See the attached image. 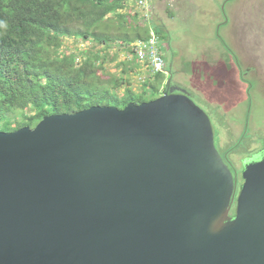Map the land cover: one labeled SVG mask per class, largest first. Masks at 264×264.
Segmentation results:
<instances>
[{"label":"water","instance_id":"1","mask_svg":"<svg viewBox=\"0 0 264 264\" xmlns=\"http://www.w3.org/2000/svg\"><path fill=\"white\" fill-rule=\"evenodd\" d=\"M171 83L0 131V264H264V154L235 196L209 116Z\"/></svg>","mask_w":264,"mask_h":264},{"label":"rangeland","instance_id":"2","mask_svg":"<svg viewBox=\"0 0 264 264\" xmlns=\"http://www.w3.org/2000/svg\"><path fill=\"white\" fill-rule=\"evenodd\" d=\"M170 10L155 6L145 19L130 0L125 11L137 12L162 32L161 51L174 85L209 116L220 154L233 147L230 159L242 178L244 166L257 159L254 151L264 145V0H178ZM63 41V50L100 52L104 80H123L115 90L119 96L127 87L140 93L143 79H152L146 64L116 44L106 47L73 37ZM164 77L166 85L170 74Z\"/></svg>","mask_w":264,"mask_h":264},{"label":"trees","instance_id":"3","mask_svg":"<svg viewBox=\"0 0 264 264\" xmlns=\"http://www.w3.org/2000/svg\"><path fill=\"white\" fill-rule=\"evenodd\" d=\"M129 1L0 0V130L34 127L46 115L93 105L123 108L165 92L164 73H158L140 93L127 87L119 96L115 90L123 80H104L100 52L61 49L64 38L73 37L133 54L131 44L147 39L150 30L137 12L126 14Z\"/></svg>","mask_w":264,"mask_h":264},{"label":"built area","instance_id":"4","mask_svg":"<svg viewBox=\"0 0 264 264\" xmlns=\"http://www.w3.org/2000/svg\"><path fill=\"white\" fill-rule=\"evenodd\" d=\"M152 2L153 0H136V5L143 10L145 19L150 18ZM149 30L147 39L137 40L131 44L133 55L138 62L146 64L152 75L158 73L168 74L167 63L161 53L160 38L151 25Z\"/></svg>","mask_w":264,"mask_h":264},{"label":"flooded vegetation","instance_id":"5","mask_svg":"<svg viewBox=\"0 0 264 264\" xmlns=\"http://www.w3.org/2000/svg\"><path fill=\"white\" fill-rule=\"evenodd\" d=\"M234 59L236 60V62H237V66H239V63H238V61H237V59L234 57ZM246 73V71L244 72V74ZM171 86H173V87H178V86H175L174 85V83H173V81H172V83H171ZM179 88V87H178ZM181 89V88H180ZM232 147V146H231ZM263 148H264V145L262 146V147H260L258 150H256V151H254V154H257L258 155V157H260L261 156V154H264V151H263ZM228 150V154H223L222 155V157H223V159H224V161L227 163V165L229 166V168H230V170L232 171V174H233V176H234V178H235V180H236V190H235V196L238 194V192H239V188H240V186H241V184L243 183V179L242 178H240V176H239V174H238V171H237V167H236V165L231 161V159H230V157H231V155H232V153H233V147L232 148H230V149H227ZM257 157V158H258ZM243 172V171H242ZM235 205H236V203L234 202V204H233V209H232V213L234 214V210H235Z\"/></svg>","mask_w":264,"mask_h":264},{"label":"crops","instance_id":"6","mask_svg":"<svg viewBox=\"0 0 264 264\" xmlns=\"http://www.w3.org/2000/svg\"><path fill=\"white\" fill-rule=\"evenodd\" d=\"M173 1L169 2L168 0H156V1L153 0V2H152V10L155 9V6H157L158 8H161V9L163 8L164 10H170V6L176 4L178 0H173ZM160 42H161V38H160ZM160 45H161V43H160ZM161 53H162V51H161ZM167 69H168V72L171 74V72H170L171 71V67L169 68V66H167Z\"/></svg>","mask_w":264,"mask_h":264}]
</instances>
